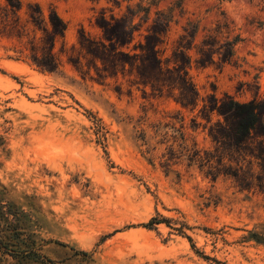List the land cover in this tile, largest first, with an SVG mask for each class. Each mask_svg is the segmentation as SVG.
<instances>
[{"label": "rangeland", "instance_id": "rangeland-1", "mask_svg": "<svg viewBox=\"0 0 264 264\" xmlns=\"http://www.w3.org/2000/svg\"><path fill=\"white\" fill-rule=\"evenodd\" d=\"M20 1L13 13L0 0V230L16 220L33 233L35 251L19 264H264V191L230 175L212 180L187 161L179 137L189 148L214 150L200 112L212 95L264 104V0H160L150 7L125 51L143 41L157 10L173 15L164 57L189 22L198 24L197 41L217 23L239 37L228 63L215 58L200 66L195 50L188 52L199 93L194 110L177 104L176 92L144 88L127 64L105 72L80 44L81 33L102 39L100 12L120 16L147 2ZM34 4L45 17L55 9L66 24L53 49L56 73L28 61L29 42L41 37L29 19ZM234 158L248 179L259 172L256 163ZM152 218L168 224L145 228Z\"/></svg>", "mask_w": 264, "mask_h": 264}, {"label": "trees", "instance_id": "trees-1", "mask_svg": "<svg viewBox=\"0 0 264 264\" xmlns=\"http://www.w3.org/2000/svg\"><path fill=\"white\" fill-rule=\"evenodd\" d=\"M4 1L13 13L22 8L20 0ZM107 1L116 7L120 6L118 0ZM142 1L147 2L148 7L141 4L136 5L135 9L127 6L126 13L120 16H106L104 12H100L96 18V26L102 33V39L94 41L81 33L80 44L89 55L101 62L105 72H116L118 67L127 64L134 68L138 82L144 88L147 87L153 94L160 96L166 92L175 97L176 92L175 102L183 109L194 110L198 106L199 93L188 75L191 64L188 52L195 50L198 56L196 62L200 66L213 64L215 58L220 64L228 63L234 56V47L239 42V37H231L227 23H217L214 28L204 29L205 33L197 41L198 24L189 22L183 27L171 56L164 57L162 45L173 22V15L170 9L157 10L143 35V41L134 44L130 51H125L133 43L135 34L140 31L141 23L149 20L150 7H157L160 0ZM175 5L180 7V1ZM27 8L30 23L41 33V37L29 42L28 61L38 70L56 73L59 63L53 49L55 40L64 37L66 24L53 8L49 9L46 17L37 4L28 5ZM141 12L144 16L140 18V22L135 23V18ZM200 112L209 124L207 135L215 147L213 151H202L195 146L189 148L185 144L184 135L179 133L182 141L180 147L187 161L205 168L206 175L212 180L220 174L230 175L240 185L249 186L254 181L255 187L264 191V104L255 100L238 102L228 96L217 99L212 95ZM212 114H216L221 120L212 123ZM235 156L241 157L243 164L256 163L259 172L248 179L246 170L236 161ZM232 162L236 163L237 168L233 169ZM161 223L167 225L168 220L152 218L143 226L151 229ZM32 235L31 232L23 233L16 220L8 222L5 229L0 230V264H12L8 263V259L19 264L20 259L32 256L35 253L30 245ZM181 235L191 242L189 237L183 233ZM258 237L260 236L257 235L256 238ZM78 254L85 255L82 252Z\"/></svg>", "mask_w": 264, "mask_h": 264}]
</instances>
